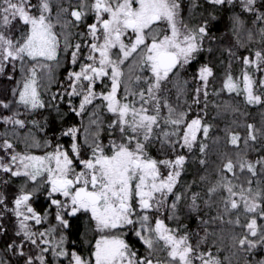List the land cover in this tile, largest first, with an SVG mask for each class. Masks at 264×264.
Instances as JSON below:
<instances>
[{
  "label": "snow or ice",
  "instance_id": "6c2138e0",
  "mask_svg": "<svg viewBox=\"0 0 264 264\" xmlns=\"http://www.w3.org/2000/svg\"><path fill=\"white\" fill-rule=\"evenodd\" d=\"M0 264H264V0H0Z\"/></svg>",
  "mask_w": 264,
  "mask_h": 264
},
{
  "label": "trees",
  "instance_id": "16d2710c",
  "mask_svg": "<svg viewBox=\"0 0 264 264\" xmlns=\"http://www.w3.org/2000/svg\"><path fill=\"white\" fill-rule=\"evenodd\" d=\"M257 118H259V117L257 116Z\"/></svg>",
  "mask_w": 264,
  "mask_h": 264
}]
</instances>
